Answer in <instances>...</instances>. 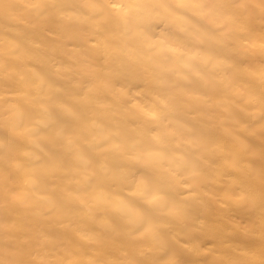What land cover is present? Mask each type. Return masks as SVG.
<instances>
[{"label": "bare ground", "instance_id": "1", "mask_svg": "<svg viewBox=\"0 0 264 264\" xmlns=\"http://www.w3.org/2000/svg\"><path fill=\"white\" fill-rule=\"evenodd\" d=\"M0 264H264V0H0Z\"/></svg>", "mask_w": 264, "mask_h": 264}]
</instances>
